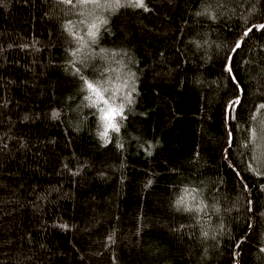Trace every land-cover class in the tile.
I'll list each match as a JSON object with an SVG mask.
<instances>
[{"label":"trees","instance_id":"obj_1","mask_svg":"<svg viewBox=\"0 0 264 264\" xmlns=\"http://www.w3.org/2000/svg\"><path fill=\"white\" fill-rule=\"evenodd\" d=\"M140 3L0 0V264H264V0Z\"/></svg>","mask_w":264,"mask_h":264},{"label":"snow or ice","instance_id":"obj_2","mask_svg":"<svg viewBox=\"0 0 264 264\" xmlns=\"http://www.w3.org/2000/svg\"><path fill=\"white\" fill-rule=\"evenodd\" d=\"M65 3H73V0H65ZM135 6V5H134ZM140 8H145V5L143 3V0H141V3L139 4ZM145 10H147L145 8ZM101 24H106V20L100 21ZM90 35L95 36L97 31V25L93 24L90 25ZM253 29L256 30H264V23H260L257 25H252L251 27H248L241 35L240 40H238L235 44V47L231 50L232 53H236L237 50L241 49V44L246 40V38L249 37V33L253 31ZM226 60L228 63L225 65V70L231 74L233 70L234 60L232 56H227ZM76 71L79 73L81 71L80 68H76ZM233 80H235V77H232ZM81 86L86 90L87 96L86 99H89L91 101L92 107L95 109V112H93V116L96 119L97 113L99 114V117L101 120L105 122L106 130L104 135L107 136L110 132L115 131L119 132L120 128L117 124V117L120 119L124 118L123 114V105L117 104L115 102L116 96L123 90L125 85L120 82V78L117 76L115 81L111 80V77H109V80L105 83H101L98 80L89 79L85 75L80 76ZM241 99L240 96L237 95V97L234 100H231L225 105V115L226 118H229L231 116V112L235 110L236 106L241 105ZM260 108L264 109V105H260ZM231 135V133H230ZM107 142V141H106ZM150 154V153H149ZM239 173H237V176L239 177ZM185 195H190L193 198H195L198 193L195 189H186ZM62 227H66L62 225ZM111 239V237L109 238Z\"/></svg>","mask_w":264,"mask_h":264},{"label":"water","instance_id":"obj_3","mask_svg":"<svg viewBox=\"0 0 264 264\" xmlns=\"http://www.w3.org/2000/svg\"><path fill=\"white\" fill-rule=\"evenodd\" d=\"M233 54H234V53H231L230 56L233 57ZM231 74H232V76L234 77L233 73H231ZM235 82H237L236 79H235ZM241 94H242V93H241ZM241 94H240V98H241ZM227 122H228V129H229V132L231 133V130H230V117L227 118ZM231 142H232V135H230V140H229V144H228V146L231 144ZM226 152H227V148H226V150H225V158H227V154H226ZM237 249H238V247L236 248V250H237ZM235 264H238L237 261L235 262Z\"/></svg>","mask_w":264,"mask_h":264}]
</instances>
